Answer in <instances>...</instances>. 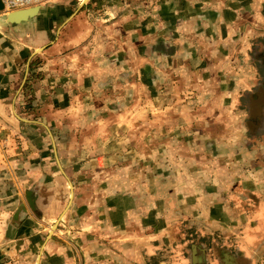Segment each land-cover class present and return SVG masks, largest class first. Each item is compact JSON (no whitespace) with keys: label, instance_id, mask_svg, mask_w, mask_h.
Listing matches in <instances>:
<instances>
[{"label":"rangeland","instance_id":"rangeland-1","mask_svg":"<svg viewBox=\"0 0 264 264\" xmlns=\"http://www.w3.org/2000/svg\"><path fill=\"white\" fill-rule=\"evenodd\" d=\"M138 2L107 10L92 6L86 19L83 8L74 21L80 1L59 0L35 19L32 32L14 27L0 34V74L11 78L12 67L24 62L20 52L28 48L41 50L61 34L81 44L60 51L49 47L36 65L31 92L21 94L15 108L0 99V117H7L0 118V264L29 263L26 250L5 245L2 230L16 198L22 204L27 192L58 190L57 157H65L73 176L86 168L85 176L106 180L115 191L132 186L135 192L160 175L166 182L177 175L197 185L214 176L226 157L230 164L239 160V77L254 85L256 67L264 75L257 55L264 43L253 41L248 19L254 15L255 27H261L264 0ZM45 27L51 31L43 32ZM98 141L103 149H96ZM114 148L122 151L117 164L105 160ZM100 157L105 163L92 170ZM12 195L14 201H3ZM55 221L45 216L37 224Z\"/></svg>","mask_w":264,"mask_h":264},{"label":"crops","instance_id":"crops-1","mask_svg":"<svg viewBox=\"0 0 264 264\" xmlns=\"http://www.w3.org/2000/svg\"><path fill=\"white\" fill-rule=\"evenodd\" d=\"M79 1L80 13L74 21L81 19L84 9L85 18L92 6L107 10L127 0ZM143 1L146 0L138 3ZM227 1L233 3V0ZM236 1L239 5L251 2ZM50 7L44 6L39 16L27 22L11 24L8 17L16 12L7 13L0 0V34L6 35L14 27L32 32L35 19H42ZM242 14L244 19L246 15ZM248 21L252 38L257 37L253 41L264 43V23L257 29V19L252 14ZM50 31L51 28H43V32ZM77 37L85 39L83 35ZM69 39L61 34L41 50L28 48L20 52L24 62L12 67V78L0 74V90L15 89L16 94L0 93L1 102L15 108L21 94L25 96L33 88L36 65L44 54H49V47L56 49L58 45L57 51H60L65 46L81 45ZM263 52L264 49L257 54L258 58ZM249 54H243L242 58L250 57ZM260 60L264 62L263 58ZM239 64V67L243 65L241 61ZM256 69L259 75L254 85L239 77V145L235 147L239 160L236 163L230 164L226 157L215 166L214 176L203 177L197 185L196 182L182 183L177 175L166 182L159 174L153 180L142 182L143 190L135 192L132 186L115 191L112 183L101 182L94 175L85 176L86 168L77 170L73 176L65 157L60 156V161L57 157L58 190L27 192L22 204L16 198L17 204L12 206L13 211L2 230L5 245L26 250L28 264H32V258L34 264H264V75ZM13 116L21 120L16 113ZM116 132L102 137L105 140ZM99 141L95 145L98 150L102 148ZM108 145L112 148L115 144ZM220 147L228 151V146ZM119 152L122 151L111 149L114 154L108 153L111 157L105 160L119 163ZM101 159L104 157L97 163L90 162L95 166L92 170L98 171L105 163ZM8 198L14 201L13 195L3 201ZM45 216L56 220L53 226L39 227V218Z\"/></svg>","mask_w":264,"mask_h":264},{"label":"built area","instance_id":"built-area-1","mask_svg":"<svg viewBox=\"0 0 264 264\" xmlns=\"http://www.w3.org/2000/svg\"><path fill=\"white\" fill-rule=\"evenodd\" d=\"M7 10V13L21 12L36 8L46 7L58 0H1Z\"/></svg>","mask_w":264,"mask_h":264},{"label":"water","instance_id":"water-1","mask_svg":"<svg viewBox=\"0 0 264 264\" xmlns=\"http://www.w3.org/2000/svg\"><path fill=\"white\" fill-rule=\"evenodd\" d=\"M40 10H41V8H36V9H31V10H25V11H21V12H16L14 14L9 15L8 21L11 24H20L22 22H27L30 19L39 16Z\"/></svg>","mask_w":264,"mask_h":264},{"label":"trees","instance_id":"trees-1","mask_svg":"<svg viewBox=\"0 0 264 264\" xmlns=\"http://www.w3.org/2000/svg\"><path fill=\"white\" fill-rule=\"evenodd\" d=\"M172 54V52H171V50H169V52H168V55H171ZM264 59V52L261 54V59ZM28 91H30L31 92V89L29 88V90Z\"/></svg>","mask_w":264,"mask_h":264}]
</instances>
